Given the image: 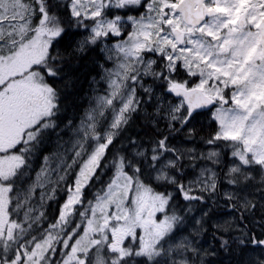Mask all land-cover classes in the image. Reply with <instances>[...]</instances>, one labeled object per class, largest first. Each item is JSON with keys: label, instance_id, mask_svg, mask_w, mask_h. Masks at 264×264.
Here are the masks:
<instances>
[{"label": "snow or ice", "instance_id": "6c2138e0", "mask_svg": "<svg viewBox=\"0 0 264 264\" xmlns=\"http://www.w3.org/2000/svg\"><path fill=\"white\" fill-rule=\"evenodd\" d=\"M0 129V264H264V0H0Z\"/></svg>", "mask_w": 264, "mask_h": 264}, {"label": "trees", "instance_id": "16d2710c", "mask_svg": "<svg viewBox=\"0 0 264 264\" xmlns=\"http://www.w3.org/2000/svg\"><path fill=\"white\" fill-rule=\"evenodd\" d=\"M87 83H82L76 91L65 93L61 98V104L66 109L63 113V120L68 118L78 119V114L82 112L83 108L87 106ZM63 120L59 122L56 128L47 130L43 139L39 141L36 150L29 155L28 165L26 169L16 178L15 189L25 187L33 180L34 174L38 171L39 167L43 165L44 157L53 152H63L68 139V132L63 128ZM129 133H136L138 129L133 127L127 130ZM56 161L53 160V165L56 167ZM108 180V175L104 170H100L99 174L94 176L90 184L84 189L86 200L90 199L96 192H98ZM57 199L50 201L46 207L47 218L50 220L59 208L60 196L64 195L58 189ZM45 226L44 222L36 224L37 228Z\"/></svg>", "mask_w": 264, "mask_h": 264}, {"label": "rangeland", "instance_id": "374dc122", "mask_svg": "<svg viewBox=\"0 0 264 264\" xmlns=\"http://www.w3.org/2000/svg\"><path fill=\"white\" fill-rule=\"evenodd\" d=\"M2 136H3V130L0 129V138H2ZM68 148H70V144L69 143H67L66 146L63 148V152H67ZM69 156H70V153H69ZM43 164H44V161H43ZM41 167H39V169ZM50 167L53 170V172H52L53 176H55L57 173L55 171L56 167L53 165V162L51 163ZM39 169H38V171H39ZM34 179H35V174H34L33 180H31L29 184H27L25 187H19L18 189H15L16 195L20 198L21 201L23 200L24 193L26 192L28 186L34 181ZM38 191H39V189H37V192ZM37 202H38V197L34 200V203H37ZM49 202L50 201L46 202L45 210H46V207L49 204ZM20 215H21V218H22V216H23V212L22 211H21Z\"/></svg>", "mask_w": 264, "mask_h": 264}]
</instances>
